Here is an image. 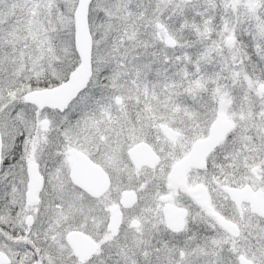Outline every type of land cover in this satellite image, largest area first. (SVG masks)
<instances>
[{"label": "snow or ice", "instance_id": "obj_1", "mask_svg": "<svg viewBox=\"0 0 264 264\" xmlns=\"http://www.w3.org/2000/svg\"><path fill=\"white\" fill-rule=\"evenodd\" d=\"M0 264H264V0H0Z\"/></svg>", "mask_w": 264, "mask_h": 264}]
</instances>
